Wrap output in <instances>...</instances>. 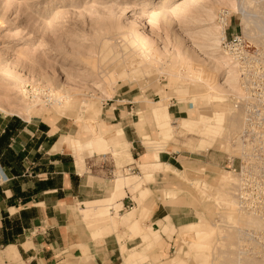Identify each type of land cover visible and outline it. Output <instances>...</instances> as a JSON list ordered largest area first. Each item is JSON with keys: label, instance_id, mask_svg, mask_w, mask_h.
Wrapping results in <instances>:
<instances>
[{"label": "rangeland", "instance_id": "obj_1", "mask_svg": "<svg viewBox=\"0 0 264 264\" xmlns=\"http://www.w3.org/2000/svg\"><path fill=\"white\" fill-rule=\"evenodd\" d=\"M210 21L264 51V0H0V114L59 128L58 144L77 138L58 149L102 164L101 199L114 182L131 197L94 217L76 205V245L55 264H100L106 249L112 264H264V185L241 189L227 165L240 88L228 55L210 57ZM99 124L122 129L120 143ZM3 252L0 264H25Z\"/></svg>", "mask_w": 264, "mask_h": 264}, {"label": "crops", "instance_id": "obj_2", "mask_svg": "<svg viewBox=\"0 0 264 264\" xmlns=\"http://www.w3.org/2000/svg\"><path fill=\"white\" fill-rule=\"evenodd\" d=\"M166 109L167 105L149 108L160 126L169 124ZM99 125L106 131L104 140L120 143L122 129L108 131ZM58 132L59 128L43 122L0 114V248L3 253L20 255L25 264H55L63 252L76 245L71 224L76 205L85 203L80 208L82 216L91 217L111 199L123 208L131 202L126 187L124 196H116L115 182L111 196L101 199L107 188L102 164L95 165L86 155L75 158L70 152L59 150L58 146L65 145L77 151L76 144L80 146L81 142L63 136L58 144ZM104 140L88 142L79 149L95 150ZM129 150L125 153L133 158L137 152ZM110 166L114 167L113 163ZM154 217L159 219L161 215ZM176 218L179 219L172 216L173 223ZM115 254L106 249L100 264H112L117 259Z\"/></svg>", "mask_w": 264, "mask_h": 264}, {"label": "built area", "instance_id": "obj_3", "mask_svg": "<svg viewBox=\"0 0 264 264\" xmlns=\"http://www.w3.org/2000/svg\"><path fill=\"white\" fill-rule=\"evenodd\" d=\"M220 46L237 72L240 88L232 99L233 107L241 113V126L233 140L238 151L227 158V165L230 172L238 174L241 189L264 185L260 182L264 174V51L249 44L243 35L224 28ZM242 203L249 206L239 196Z\"/></svg>", "mask_w": 264, "mask_h": 264}, {"label": "bare ground", "instance_id": "obj_4", "mask_svg": "<svg viewBox=\"0 0 264 264\" xmlns=\"http://www.w3.org/2000/svg\"><path fill=\"white\" fill-rule=\"evenodd\" d=\"M228 4L230 6L233 5V3L231 2H229ZM208 11L211 12V10H208ZM208 24L209 25L205 28V33H206L207 39L209 40L208 43L212 46V47L208 46L207 48L208 50H210V55H211L210 57L211 59H214V61L218 65H222V66L227 65L225 63L228 59L224 58L227 56L226 55L227 53L223 49L220 48V39H221V36L223 35V28L222 26L216 25L215 23L213 24V21L208 22ZM231 72L235 73L232 67H231V70H229V73ZM236 76H237L236 74L234 75L232 74L230 77L232 79H235ZM0 109L3 110L4 106L0 105Z\"/></svg>", "mask_w": 264, "mask_h": 264}]
</instances>
